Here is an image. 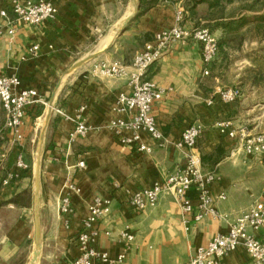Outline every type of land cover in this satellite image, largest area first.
Wrapping results in <instances>:
<instances>
[{
    "label": "crops",
    "instance_id": "0c3cea01",
    "mask_svg": "<svg viewBox=\"0 0 264 264\" xmlns=\"http://www.w3.org/2000/svg\"><path fill=\"white\" fill-rule=\"evenodd\" d=\"M138 1L139 13L141 1ZM53 2L58 9L54 19L41 25H26L14 36L0 35V74L14 71L21 78L20 88L37 89L45 99L50 96L46 107L43 103L33 106L24 119L26 138L22 149L32 168L7 185L3 181L14 167L17 148L0 107V148L7 151V158L0 161V264H30L34 258L37 161L34 145L53 97V112L41 156L42 250L35 264H68L79 257L78 234L97 195L109 197L112 203L109 214L96 223L98 234L94 244L112 257L125 253L124 260L115 264L187 263L197 247L217 234L227 233L230 223L256 201L253 197L257 180L253 173L262 163L258 157L244 152L239 138L221 134L216 124L226 119L236 127L263 132L260 117L250 121L245 108L237 102L218 100L208 106L209 93L223 85L212 86L209 76L203 74L198 42H175L147 73L148 79L167 89L153 108L165 145L160 146L146 132L142 136L153 145L151 153L122 144L110 124L115 119L131 118L129 113L116 109L118 94L131 92L128 80L96 77L90 70L99 60H119L130 65L136 52L156 32L174 24L179 0H159L143 14L137 13L117 37L134 11L131 0ZM35 44L39 48L34 53L30 48ZM103 50L98 58L74 68L78 60ZM82 106L89 129L84 136L72 140L70 134L76 124L61 112L74 116ZM196 121L204 126L197 145L201 158L215 154L218 149L222 155L216 164V155L210 162L202 160L206 171L217 170L220 175L211 190L222 218L194 220L199 203L195 189L188 193L194 205L190 214H184L173 193H164L156 205L144 209L131 203L135 192L163 181L171 171L185 166L189 150L176 147V142L184 129ZM82 160L84 168L78 165ZM221 193L226 194L225 200L219 199ZM63 197L71 200L67 213L60 211ZM123 231L134 236L129 248L120 239ZM263 235L264 228L257 232L258 237ZM224 262L254 264L244 247L232 251Z\"/></svg>",
    "mask_w": 264,
    "mask_h": 264
},
{
    "label": "built area",
    "instance_id": "2783aa9c",
    "mask_svg": "<svg viewBox=\"0 0 264 264\" xmlns=\"http://www.w3.org/2000/svg\"><path fill=\"white\" fill-rule=\"evenodd\" d=\"M0 1V35L14 36L26 25H41L54 19L58 12L53 0ZM185 15V8L178 6L174 24L156 32L153 38L136 52L130 65L119 60H99L90 70V73L96 77L127 78L131 92L118 94L116 109L129 113L131 118L115 119L111 122L110 128L122 144L136 147L142 152L153 151V145L143 139V132L148 133L160 146L165 145V137L158 126L153 108L155 103L163 99L167 89L147 78L150 66L158 62L175 42L185 44L193 40L201 45L205 76L210 74L209 67L218 57L219 46L216 34L207 27L189 28L185 22ZM38 48L39 45L35 44L30 51L35 53ZM21 84V78L14 71L0 74V107L5 112L6 128L13 136L12 143L17 148L14 167L3 181L5 185L30 169V163L26 160L22 149L26 138L23 132L24 119L33 106L46 104L37 89L20 88ZM239 94L236 88L218 86L209 93L206 104L213 106L218 100L223 103H234ZM84 112L85 106L80 107L74 116L61 112L64 117L73 120L76 124L70 134L72 140L84 136L89 129ZM216 125L221 134L239 138L244 152L249 156L258 157L264 165V131L252 132L246 126L236 127L231 120L226 119L218 121ZM202 133L201 122L196 121L188 125L176 142V147L189 150L185 166L171 171L163 181L135 192L131 197V203L144 209L148 205H156L164 193H173L184 214H190L194 210V205L188 193L191 189H195L199 203L194 220L199 222L206 217L222 218L215 207V197L211 190L213 183L220 180V175L216 171L204 169L201 155L197 150ZM6 158L7 151L0 148V161ZM78 165L83 168L86 166L83 160ZM219 199L225 200L226 194L221 193ZM111 203L109 197L97 195L93 198L89 206V215L78 234L81 254L68 264L96 262L115 264L124 260L125 253L112 257L109 253L96 248L94 244L95 236L98 234L96 223L109 214ZM70 209V198L63 197L60 201V211L67 213ZM262 228H264V195L256 199L230 223L227 233L217 234L207 244L197 247L185 264H226L224 258L239 247L246 249L254 264H264V235L257 236V232ZM120 239L129 248L134 236L123 231Z\"/></svg>",
    "mask_w": 264,
    "mask_h": 264
},
{
    "label": "rangeland",
    "instance_id": "374dc122",
    "mask_svg": "<svg viewBox=\"0 0 264 264\" xmlns=\"http://www.w3.org/2000/svg\"><path fill=\"white\" fill-rule=\"evenodd\" d=\"M232 1V3L224 1L220 7L217 6L214 8L210 7V4L207 3L201 4L197 7L198 16L195 18L192 17L191 12L188 11L186 14L188 27H208L206 26L207 21L204 17L212 13L225 16L239 15L242 10V3L240 0ZM188 4H191L189 0H179L178 6H183L186 7L185 9H188ZM251 27H253V25ZM213 32L217 37H220V31ZM243 33L242 46L239 45V48H236L234 45L233 48H230V50L226 52L228 54H224L226 60L224 62H216L217 64L213 65L212 74L209 75V78L212 81V86L220 84L225 87L238 89L240 94L235 102L239 104L238 106H240V103L242 104L247 112L246 118L250 119V121H253V118L260 117L262 130H264V84L254 85L252 83V74L248 71L249 68L257 67L260 64L264 65V39L260 40L259 36H257L256 32L253 30L244 31ZM42 98L46 104L49 103L50 96L47 99L44 97ZM46 104H43V106L46 107ZM45 114L46 112H44V115ZM4 140L6 141V138ZM11 140H13V138H11ZM37 145L38 140L34 145L35 157ZM210 161L211 159L208 160V162ZM215 171L218 172L217 170ZM253 174L254 178L257 180L254 186L256 191L254 194L255 197H253V200H256L257 196L264 195V165L259 163Z\"/></svg>",
    "mask_w": 264,
    "mask_h": 264
},
{
    "label": "trees",
    "instance_id": "16d2710c",
    "mask_svg": "<svg viewBox=\"0 0 264 264\" xmlns=\"http://www.w3.org/2000/svg\"><path fill=\"white\" fill-rule=\"evenodd\" d=\"M141 1V10L138 15L143 14L150 8H152L159 0H140ZM175 1V0H172ZM226 1L228 3H232V0H189L191 4H188V9L186 10V14L188 11L191 12L192 17L198 16L197 7L201 4L207 3L210 4V7H220L223 2ZM241 1V11L239 15H218L216 13L208 14L204 18L207 21V28L213 31H220V37H218V46L219 53L217 59L210 65V74H212L213 65L217 64L219 59L220 62H224L225 53L233 48L235 45L236 48H239V45L242 46V38L244 36V31H255L259 39H264V0H240ZM1 5V1H0ZM259 6V7H258ZM186 8V7H184ZM199 18V17H198ZM200 19V18H199ZM195 20V19H194ZM186 22V15H185ZM198 24V23H195ZM186 25L188 26L187 22ZM253 25V27H251ZM203 27V26H202ZM243 33V34H242ZM153 38V37H152ZM151 38V39H152ZM150 39V40H151ZM239 42V43H238ZM236 43V44H235ZM228 54V53H226ZM217 62V63H216ZM248 71L252 74V83L254 85L264 84V65H258L254 68H249ZM208 75V76H209ZM43 110V109H41ZM2 140H0L1 142ZM217 156L214 159V163L216 164L222 155H219V149L215 154L205 155L203 157V161ZM32 168V162L30 163V169ZM21 177V176H20Z\"/></svg>",
    "mask_w": 264,
    "mask_h": 264
},
{
    "label": "water",
    "instance_id": "95a60500",
    "mask_svg": "<svg viewBox=\"0 0 264 264\" xmlns=\"http://www.w3.org/2000/svg\"><path fill=\"white\" fill-rule=\"evenodd\" d=\"M132 4L134 5V11L133 13L128 16V18L126 19L125 23L122 25V27L120 28V30L118 31V33L116 34V37L124 30L126 24L131 20L132 17H134L139 9H140V2L138 0H131ZM115 39V38H114ZM114 41V40H113ZM113 41L111 42V44L113 43ZM110 44V45H111ZM103 51H99V52H95L92 53L90 55H87L86 57L82 58L81 60H79L75 65L74 68L76 67H80L96 58H98L103 52ZM53 103H54V97L51 99L50 102V107L48 109V113L46 116V120L44 123V126L41 130L40 133V137L38 140V145H37V161H36V207H35V242H36V250L34 253V258L31 261L30 264H35L38 259L40 258L41 255V250H42V236H41V227H40V216H39V175H40V166H41V156H42V152H43V145H44V140H45V131H46V127L48 125V122L51 118L52 112H53Z\"/></svg>",
    "mask_w": 264,
    "mask_h": 264
}]
</instances>
